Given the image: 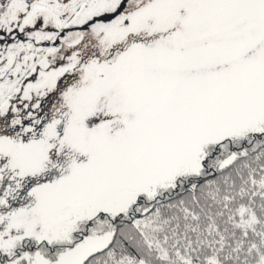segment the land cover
<instances>
[{
    "label": "snow or ice",
    "instance_id": "obj_1",
    "mask_svg": "<svg viewBox=\"0 0 264 264\" xmlns=\"http://www.w3.org/2000/svg\"><path fill=\"white\" fill-rule=\"evenodd\" d=\"M0 264H264V0H0Z\"/></svg>",
    "mask_w": 264,
    "mask_h": 264
}]
</instances>
